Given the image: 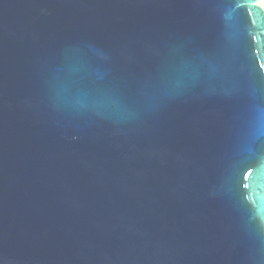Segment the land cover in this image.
I'll return each mask as SVG.
<instances>
[{"label":"water","instance_id":"95a60500","mask_svg":"<svg viewBox=\"0 0 264 264\" xmlns=\"http://www.w3.org/2000/svg\"><path fill=\"white\" fill-rule=\"evenodd\" d=\"M0 264H264V0H0Z\"/></svg>","mask_w":264,"mask_h":264}]
</instances>
